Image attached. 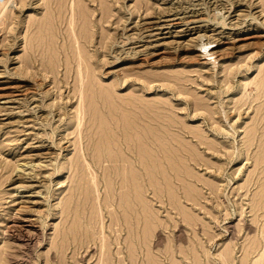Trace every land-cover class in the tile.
Masks as SVG:
<instances>
[{
  "label": "rangeland",
  "instance_id": "374dc122",
  "mask_svg": "<svg viewBox=\"0 0 264 264\" xmlns=\"http://www.w3.org/2000/svg\"><path fill=\"white\" fill-rule=\"evenodd\" d=\"M263 90L264 0H14L0 20V264H249Z\"/></svg>",
  "mask_w": 264,
  "mask_h": 264
},
{
  "label": "bare ground",
  "instance_id": "6f19581e",
  "mask_svg": "<svg viewBox=\"0 0 264 264\" xmlns=\"http://www.w3.org/2000/svg\"><path fill=\"white\" fill-rule=\"evenodd\" d=\"M13 1L14 0H3L1 3H0V20L3 18V15H4V11L9 7V6H11L12 5V3H13ZM143 3V2H142ZM218 3V2H217ZM91 7V6H90ZM240 9V8H239ZM237 10V9H236ZM217 11V10H216ZM224 11V10H223ZM238 12V11H237ZM242 12V11H241ZM244 13V12H243ZM232 14V13H231ZM172 17V16H171ZM200 17V16H199ZM164 18V17H163ZM179 18V17H178ZM197 18V17H196ZM156 20V19H155ZM192 20V19H191ZM213 20V19H212ZM172 21H173V19H171V18H169V15L165 18V19H162V20H160V21H151V22H149L146 26H147V28H146V33H147V36L148 37H150V38H153V37H155V38H157L160 34H162L161 32H158V31H160V30H162V29H164V28H166V27H169V25H171V24H173L172 23ZM183 21V20H182ZM174 22V21H173ZM176 22V21H175ZM66 24V23H65ZM201 24V23H200ZM145 27V26H144ZM153 31H157V32H154V33H152ZM182 31V30H181ZM223 35V34H222ZM224 35H226V34H224ZM216 36H214V38H215ZM164 38H166V37H164ZM213 38V37H212ZM160 39V38H159ZM189 39V38H188ZM233 39V38H232ZM235 39V38H234ZM153 40H157V39H153ZM218 40V39H217ZM163 41V40H162ZM166 41V40H165ZM229 41V40H228ZM184 42V41H183ZM190 42V41H189ZM215 42V41H214ZM240 42V41H239ZM165 43H167V42H165ZM164 43V44H165ZM163 44V43H162ZM212 44V43H211ZM230 44V43H229ZM254 44V43H253ZM147 45V44H146ZM187 45V44H186ZM192 45V44H191ZM213 45V44H212ZM206 46V45H205ZM222 46V45H221ZM232 46V45H231ZM237 46V45H236ZM201 47V46H200ZM235 47V46H234ZM223 48V47H222ZM221 48V49H222ZM226 48V50L227 49H229L228 48V45H226L223 49H225ZM202 49V48H201ZM216 48L215 47H213V48H211V49H207V50H202L201 52H200V54L204 57V59H205V56H207V55H214L215 53H216V51H217V49H218V47H217V49L215 50ZM226 50H224V51H226ZM222 52H223V50H222ZM218 53V52H217ZM130 55V54H129ZM200 55V56H201ZM215 57V56H214ZM224 57V56H223ZM208 58H210V57H208ZM213 58V57H212ZM206 60V59H205ZM208 60V59H207ZM209 61V60H208ZM85 73V72H84ZM18 85V84H17ZM16 85V86H17ZM22 85V84H21ZM25 87V86H24ZM24 87H22V88H24ZM263 88V87H262ZM15 89V88H14ZM13 89V90H14ZM20 89V88H19ZM264 91V90H263ZM23 92V91H22ZM5 94V93H4ZM18 94V93H17ZM32 94V93H31ZM16 97V96H15ZM20 101V100H19ZM27 104V103H26ZM148 106V105H147ZM151 106V105H150ZM150 108V107H149ZM245 110V109H244ZM151 114V113H150ZM152 115V114H151ZM146 116V115H145ZM153 118H154V116H153ZM264 119V118H263ZM258 120V119H257ZM144 122V121H143ZM147 124V123H146ZM263 124V123H262ZM153 126V125H152ZM155 128L156 127H154V130H155ZM197 130V129H196ZM156 131V130H155ZM150 132V131H149ZM191 132H193V133H195V131H191ZM242 132V131H241ZM255 132H256V130H255ZM247 134V133H246ZM116 135V134H115ZM198 135V134H197ZM254 135H255V133H254ZM156 138H158V137H156ZM264 138V137H263ZM262 138V139H263ZM252 139V138H251ZM262 141H264V140H262ZM247 148H249V147H247ZM258 148H259V152H258V154H259V156H260V161L262 162V161H264V151H263V149H262V144H258ZM147 153V152H146ZM256 157H257V154H256ZM250 159V154L248 155V156H246V159ZM152 159H153V157H152ZM145 160V159H144ZM164 160V159H163ZM242 161V160H241ZM247 161V160H246ZM146 163V162H145ZM155 177V176H154ZM254 178L256 179V175L254 176H251L250 177V179H249V181H247V183L244 185V186H241L242 188H246V194H247V192L248 191H250V189L248 188V185L249 184H251V186H253L255 183H256V181H254ZM156 180V179H155ZM20 183H21V181H20ZM24 183V182H23ZM264 186V185H263ZM97 188V187H96ZM260 191V190H259ZM256 194V196L257 197H259V198H261L262 199V201L264 200V196H260V195H258L257 193H255ZM252 198H254V195H253V197ZM15 199H17V198H15ZM19 199V198H18ZM30 200V199H29ZM257 200V199H256ZM31 201V200H30ZM18 202H19V200H18ZM22 203H26V206H27V203H29L28 201H26V200H24V201H21ZM20 203V202H19ZM32 204V203H31ZM24 204H21V206H20V208L22 209L23 207H25V206H23ZM256 205V203H255V201H252L251 202V207H252V209L254 210V206ZM262 205V204H261ZM29 207H31L30 205H28L27 207H25V208H29ZM40 207V206H39ZM261 207V206H260ZM20 208H18V209H20ZM35 208V207H34ZM37 208V207H36ZM36 208H35V210H36ZM24 209V208H23ZM259 209V208H258ZM255 211V210H254ZM253 211V212H254ZM17 212V211H16ZM32 212V211H31ZM21 213V212H20ZM264 213V212H263ZM16 214V213H15ZM36 214V213H35ZM260 215V214H259ZM31 216V215H30ZM28 217V216H27ZM19 218V217H18ZM22 218V217H21ZM29 218V217H28ZM20 219V218H19ZM28 221V220H27ZM31 223V222H30ZM18 225V224H17ZM9 227V226H8ZM17 228V227H16ZM14 229V228H13ZM22 230V229H21ZM34 230V229H33ZM22 235V234H21ZM259 239V238H258ZM258 241V240H257ZM257 243V242H256ZM251 244H254L255 245V242L254 243H251ZM258 251V250H257ZM222 261H225V259L223 258V260ZM249 264H264V234L262 235V244H261V248H260V250L256 253V256L254 257V258H252L250 261H249Z\"/></svg>",
  "mask_w": 264,
  "mask_h": 264
},
{
  "label": "built area",
  "instance_id": "2783aa9c",
  "mask_svg": "<svg viewBox=\"0 0 264 264\" xmlns=\"http://www.w3.org/2000/svg\"><path fill=\"white\" fill-rule=\"evenodd\" d=\"M3 0H0V3L2 2Z\"/></svg>",
  "mask_w": 264,
  "mask_h": 264
}]
</instances>
